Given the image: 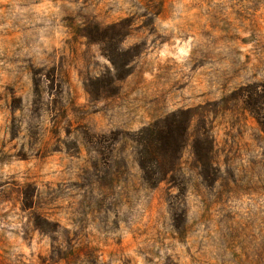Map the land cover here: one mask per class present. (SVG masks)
I'll return each mask as SVG.
<instances>
[{
  "label": "rangeland",
  "instance_id": "374dc122",
  "mask_svg": "<svg viewBox=\"0 0 264 264\" xmlns=\"http://www.w3.org/2000/svg\"><path fill=\"white\" fill-rule=\"evenodd\" d=\"M0 264H264V0H0Z\"/></svg>",
  "mask_w": 264,
  "mask_h": 264
},
{
  "label": "trees",
  "instance_id": "16d2710c",
  "mask_svg": "<svg viewBox=\"0 0 264 264\" xmlns=\"http://www.w3.org/2000/svg\"><path fill=\"white\" fill-rule=\"evenodd\" d=\"M252 106H255V105H250V106H247V108L250 110V112L251 113H256V111L254 110V109H250ZM177 144L178 143H173V144H171V146H169L170 148H168V151L171 153V152H174V150L176 149V147H177ZM160 145H159V143H158V147H159ZM157 147V148H158ZM161 165V164H160ZM143 167V171H145V174L148 176V179L147 180H151L150 178V174H149V172H146V170L148 169L147 167H146V165H143L142 166ZM158 177H159V180H158V183H160V182H164L166 179H165V176H163V175H158Z\"/></svg>",
  "mask_w": 264,
  "mask_h": 264
}]
</instances>
